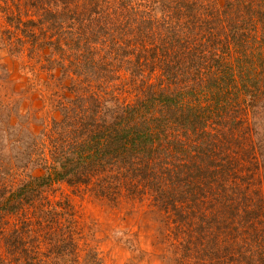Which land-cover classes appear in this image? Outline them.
Wrapping results in <instances>:
<instances>
[{
    "label": "trees",
    "instance_id": "obj_1",
    "mask_svg": "<svg viewBox=\"0 0 264 264\" xmlns=\"http://www.w3.org/2000/svg\"><path fill=\"white\" fill-rule=\"evenodd\" d=\"M0 50L69 95L0 175V264H104L59 183L148 196L173 264H264V0H0Z\"/></svg>",
    "mask_w": 264,
    "mask_h": 264
},
{
    "label": "rangeland",
    "instance_id": "obj_2",
    "mask_svg": "<svg viewBox=\"0 0 264 264\" xmlns=\"http://www.w3.org/2000/svg\"><path fill=\"white\" fill-rule=\"evenodd\" d=\"M38 67L24 55L16 57L0 50L1 176L3 172H10V178L17 176L22 165L33 167L26 147L52 119L60 117L57 100L69 97ZM34 173L40 174L38 170ZM93 185L59 183L45 191V196L69 203L85 235L83 241L95 247L104 264L174 263L175 249L164 240L163 214L148 196L122 194L109 200L96 195Z\"/></svg>",
    "mask_w": 264,
    "mask_h": 264
}]
</instances>
